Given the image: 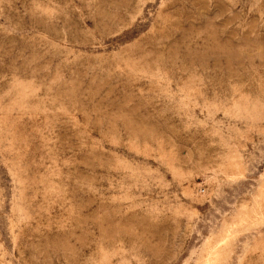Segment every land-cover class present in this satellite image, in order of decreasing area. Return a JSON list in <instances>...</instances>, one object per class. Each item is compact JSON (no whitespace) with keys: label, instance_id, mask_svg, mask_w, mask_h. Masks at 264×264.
<instances>
[{"label":"rangeland","instance_id":"obj_1","mask_svg":"<svg viewBox=\"0 0 264 264\" xmlns=\"http://www.w3.org/2000/svg\"><path fill=\"white\" fill-rule=\"evenodd\" d=\"M0 264H264V0H0Z\"/></svg>","mask_w":264,"mask_h":264}]
</instances>
